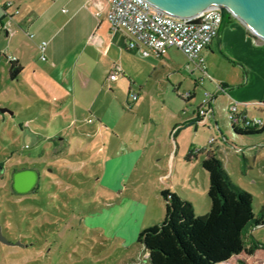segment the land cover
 <instances>
[{
    "label": "rangeland",
    "instance_id": "374dc122",
    "mask_svg": "<svg viewBox=\"0 0 264 264\" xmlns=\"http://www.w3.org/2000/svg\"><path fill=\"white\" fill-rule=\"evenodd\" d=\"M3 45L9 47V38L0 32V47ZM24 45L26 67L22 76L10 80L5 56L0 57V108L8 110L0 112V167L4 170L0 171V225L4 235L14 243H0V264H150L137 237L165 217L161 192L177 190L183 195L187 191L184 181L190 179L195 189L189 192L196 198L209 197L208 187L202 181L201 162L205 155L198 150L213 137L221 145L225 140L214 125L202 126L197 136L190 132L182 136L181 148L170 163V158L156 157L153 152L156 143L152 141L153 147L148 149L145 143L149 144L150 139L135 135L134 127L139 119L159 118L154 115L157 104L152 100L159 103L167 100L169 108H181V113L185 110L190 116L202 105L206 94H213L218 79H206L191 103L187 99L193 92L191 83L183 85L186 91H180V95L171 90L167 95L155 94L154 88L148 86L143 104L133 113L122 112L112 102L114 87L108 86L98 97L96 107L91 111L80 110L74 120L70 108L75 103L69 100L65 110L72 116L62 120L56 116L58 104L37 87L36 79L43 75L45 65L39 59L40 53L31 40H25ZM14 49L13 45V53ZM218 50L216 47L219 55ZM225 58L222 51L217 60L220 68ZM205 61L208 66L209 61ZM91 91L94 89L89 90L87 99L95 98L96 91ZM239 93L243 102L235 101L237 107L244 104L253 113L257 110L264 120V88L253 82ZM119 94L124 101L128 96L129 105L136 106L133 99L136 94H129L128 89ZM181 94L186 98L179 99ZM84 101L79 98L78 107L82 108ZM226 123L230 124L228 114L221 123L225 138ZM246 137L255 144L264 139V132ZM57 138H64L67 147L61 144L52 151L53 140ZM192 142L197 145L191 147ZM41 145L49 153L47 158L43 155L46 166L38 159L39 153L43 154ZM190 149L192 158L187 161L185 157ZM65 154L67 158L63 160ZM220 156L225 158L234 183L253 195V212L261 217L264 154L259 155L256 167L253 165L249 171H243L242 160L231 156L226 159V153ZM54 164L63 177L50 175L53 170L56 172ZM27 167L40 172L39 188L34 194L18 196L11 189L12 172ZM207 181L208 178L205 184ZM201 212L199 216L207 214ZM251 235L260 243L255 253H243L223 264H264V225L254 229Z\"/></svg>",
    "mask_w": 264,
    "mask_h": 264
},
{
    "label": "crops",
    "instance_id": "0c3cea01",
    "mask_svg": "<svg viewBox=\"0 0 264 264\" xmlns=\"http://www.w3.org/2000/svg\"><path fill=\"white\" fill-rule=\"evenodd\" d=\"M110 3L111 0H0V32H4L5 37L9 38V47L5 45L0 47V57L5 56L8 74L10 62L15 61L22 67L20 74L22 76L26 67L24 64L26 61L25 40H31L39 53V45L42 41H46L48 43L46 59L44 61L41 59V53L39 56L45 65L43 75L38 76V80L36 79L37 87L44 91L52 102L58 104L56 108L59 112L56 116L62 120L72 115L71 120L77 119L80 110L94 109L98 97L108 86L114 87L112 102L114 101L122 112L133 113L143 104V95H146L148 86L154 88L155 94L166 93L167 95L171 90L172 93L180 95V91H186L183 85L191 83L193 92L187 96L188 103H191L196 91L203 89L206 79L212 81L209 77L217 78L213 94L205 95L212 99V116L207 121L200 122L198 117L200 107L187 116L185 110L181 113V108H169L167 100H163L162 103L152 100L157 104V112L154 115H159V118L139 119L134 127L137 129L135 135L150 139L149 144L145 143L148 149L156 143L153 148L155 156L170 158L171 163L181 148L180 140L184 134L190 132L197 136L202 126L214 125L221 133L225 144L221 145L217 141L210 148L207 142L198 150L199 154L205 155L203 160L207 152L216 151L218 155L226 153V159L231 156L232 159L242 160V163L246 161L247 171L253 165L256 167L259 155L264 154V139L255 144L248 142L251 138L238 135L233 130L231 122L226 123L225 138V130L221 123L225 116L229 115L230 108L236 104L235 101H242L239 92H244L253 82L264 88V41L251 33L240 21L233 19L224 30L221 44L218 45L215 40L203 52V57L209 61L203 72L196 63L191 62L176 48L170 49L164 56L151 55L149 57L142 56L139 51L128 50L124 35L113 31L105 18ZM98 13H102L103 16L99 17ZM13 45L15 46L14 53L11 51ZM216 47L220 54L222 51L226 53L225 63L221 64V68L217 65L220 54L216 53ZM117 67L121 68L120 75L117 80L111 81L110 76ZM22 82L21 77L20 83ZM92 89L94 91L90 93L96 91L95 98L89 99L88 97L87 99L89 90ZM127 89L129 94L137 95L136 106L129 105L128 96L125 101L123 96H120L119 92L123 93ZM79 98L86 99L82 108L77 105ZM178 98L183 100L186 97L181 94ZM69 100L75 103L74 108H70L73 111L72 115L65 110ZM240 105L237 107L238 111L248 118H260L257 110H255L257 113H253L244 104ZM153 110H155L154 107ZM233 141H238L240 144H233ZM61 144L67 147L64 138H57L52 151ZM196 145L192 142L191 147ZM41 147L43 154L40 152L38 159L46 166L48 163L45 159L49 153L44 145ZM44 154L46 158L43 157ZM220 155L225 169L228 170L225 166V158ZM239 155L241 159L238 158ZM66 158L65 154L63 160ZM203 174L202 181L204 185H207L208 192L209 176L204 169ZM207 178L208 181L205 184ZM184 184H186L187 191L184 190L181 195L175 190L176 194L194 205L196 215L199 216L201 211V213L207 211L208 214L212 208L210 198L206 195L196 198L189 192L191 188L195 189V184L190 179L186 183L184 181ZM253 231L251 230V234ZM141 247L143 248L142 245ZM143 250L148 254L144 248Z\"/></svg>",
    "mask_w": 264,
    "mask_h": 264
},
{
    "label": "trees",
    "instance_id": "16d2710c",
    "mask_svg": "<svg viewBox=\"0 0 264 264\" xmlns=\"http://www.w3.org/2000/svg\"><path fill=\"white\" fill-rule=\"evenodd\" d=\"M10 63L9 75L13 80L20 76L22 67L15 61ZM232 127L240 136L264 132V126L244 129L233 124ZM191 158L192 151L186 160ZM202 168L209 176L211 211L197 216L190 201L169 190L162 191L165 217L137 237V243L145 246L151 264H223L243 253L253 255L259 248L260 243L250 231L264 225V206L262 216L256 217L253 195L234 183L216 151L207 152ZM243 168L247 171L246 161ZM54 169L55 177H63L59 168Z\"/></svg>",
    "mask_w": 264,
    "mask_h": 264
},
{
    "label": "built area",
    "instance_id": "2783aa9c",
    "mask_svg": "<svg viewBox=\"0 0 264 264\" xmlns=\"http://www.w3.org/2000/svg\"><path fill=\"white\" fill-rule=\"evenodd\" d=\"M11 6V4H9ZM102 17V13H98ZM113 31L121 32L126 39V47L131 51H139L142 56H164L176 48L184 53L191 62L205 72L203 52L216 40L218 29L222 22L219 8H210L196 18H179L170 16L146 0H111L110 8L105 14ZM198 19L195 23L193 20ZM48 43L42 41L39 45L41 59H46ZM121 68L117 67L110 76L111 81L118 79ZM136 100L137 96H133ZM212 116V99L206 96L198 109L200 122L204 123ZM228 118L231 124L240 128H261L262 118H248L238 111L234 104ZM217 142L216 138L209 141L210 148Z\"/></svg>",
    "mask_w": 264,
    "mask_h": 264
},
{
    "label": "water",
    "instance_id": "95a60500",
    "mask_svg": "<svg viewBox=\"0 0 264 264\" xmlns=\"http://www.w3.org/2000/svg\"><path fill=\"white\" fill-rule=\"evenodd\" d=\"M156 9L174 17L196 18L210 8H219L222 22L218 29L216 42L221 44L224 30L232 20L240 21L251 33L264 41V0H146ZM195 23L198 19L193 20ZM7 109L0 108L1 113ZM3 172V168L0 167ZM41 180L40 172L31 167L15 169L12 172L11 189L18 196H27L37 192ZM1 201V196H0ZM0 243L13 245L3 233L0 225ZM16 245H20L17 243ZM143 248L146 250L145 246ZM237 257V256H235Z\"/></svg>",
    "mask_w": 264,
    "mask_h": 264
}]
</instances>
